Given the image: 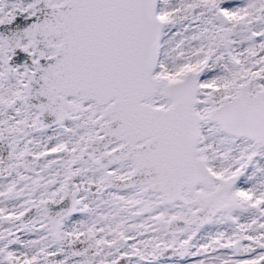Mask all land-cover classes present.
<instances>
[{
	"label": "snow or ice",
	"instance_id": "snow-or-ice-1",
	"mask_svg": "<svg viewBox=\"0 0 264 264\" xmlns=\"http://www.w3.org/2000/svg\"><path fill=\"white\" fill-rule=\"evenodd\" d=\"M0 264H264V0H0Z\"/></svg>",
	"mask_w": 264,
	"mask_h": 264
}]
</instances>
